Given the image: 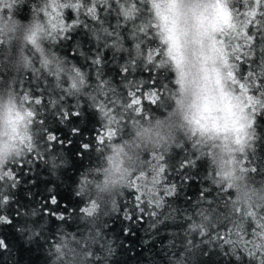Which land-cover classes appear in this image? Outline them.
<instances>
[{"label":"trees","instance_id":"1","mask_svg":"<svg viewBox=\"0 0 264 264\" xmlns=\"http://www.w3.org/2000/svg\"><path fill=\"white\" fill-rule=\"evenodd\" d=\"M133 4L135 18H125ZM230 6L239 21L247 19L245 0ZM4 15L9 19L0 23V100L13 98L34 119L30 143L23 142L20 155L0 168V218L11 221L0 219L6 245L0 246V264H264L261 16L246 29L251 41L226 38L229 51L239 45L230 57L237 80L232 87L239 93L243 83L260 101L256 113L248 109L256 119L251 138L243 151L229 154L228 167L238 178L230 188L219 175L220 141L189 138L180 127L173 73L163 63V49L155 55L160 45L147 0H15ZM57 20L65 23L53 28ZM34 27L42 29L35 46L28 42ZM42 57L60 66L59 81L44 71ZM73 67L86 75L79 93L66 90ZM142 81H155L145 95L156 104L135 103ZM157 122L167 141L146 143L138 133ZM114 147L130 171L125 184L109 182ZM162 165L149 199L148 181Z\"/></svg>","mask_w":264,"mask_h":264},{"label":"clouds","instance_id":"2","mask_svg":"<svg viewBox=\"0 0 264 264\" xmlns=\"http://www.w3.org/2000/svg\"><path fill=\"white\" fill-rule=\"evenodd\" d=\"M14 2L15 0H0V23H8L9 18L5 17L4 9L11 12ZM233 2L234 0H147L152 16L151 27L155 30L154 34L160 45V48L155 50V55H160L162 48L163 63L170 66L173 73L172 82L176 85L173 97L174 111L180 117V127L190 133L189 138L220 141L219 175L221 180L228 181L230 188L236 187L235 181L238 178L234 175V170L228 167L233 162L229 154L237 150L243 151L247 140L251 138L248 130L256 123V119L255 115L248 114V109L251 108L252 112L256 113L255 105L260 104V101L248 95L244 85L240 86L239 93L232 87L237 80L233 71L235 65L230 62V57L238 48L233 47L229 51L226 38L246 37V29L251 21L256 19L257 15L264 16L261 11L264 8V0H245L248 11L244 16L247 19L239 21L230 6ZM61 7L66 8L68 5ZM121 7L123 9V6ZM90 11L95 15L94 10ZM135 11L133 4L130 10L124 12L125 18L134 19ZM64 23V20H57L52 27H62ZM75 23L73 21V24ZM41 31L38 27L29 31L28 42L37 45ZM247 39L252 40L251 37ZM135 47L139 49V45ZM152 58L149 56L148 63L152 62ZM95 63H101L99 57ZM41 66L49 75H54L57 81L60 80L59 73L62 69L59 65L53 64L47 57H42ZM71 71L66 90L79 93L87 86L86 75L78 67H73ZM127 71V68H124L121 72L126 74ZM261 107H264V104H261ZM97 111H102V107H98ZM32 119L34 113L18 105L13 98L0 100V168L13 156L20 155L23 142L30 143L28 128ZM166 132L160 122H157L152 127L142 128L138 135L146 143L156 145L167 141ZM49 135L54 142L56 137L51 133ZM232 145L237 148H232ZM82 147L88 150L90 146L84 144ZM49 150L51 151V147ZM120 153L121 149L114 147L113 153L108 157V176L112 184H125L130 175V171L123 167ZM225 156L229 158L225 160ZM164 168L162 165L153 179L148 181V191L145 194L149 199L155 194V185L160 182L159 177ZM139 179L144 182L147 177L141 173ZM76 195L79 196V193ZM0 219L11 223L5 218ZM0 246L6 248L2 240Z\"/></svg>","mask_w":264,"mask_h":264},{"label":"snow or ice","instance_id":"3","mask_svg":"<svg viewBox=\"0 0 264 264\" xmlns=\"http://www.w3.org/2000/svg\"><path fill=\"white\" fill-rule=\"evenodd\" d=\"M264 12V11H262ZM253 21H251L252 23ZM257 26L261 29V30H264V16H261V20L259 21V23L257 24ZM248 36V33L246 32V37ZM237 47H239V45L237 44ZM151 70V69H150ZM157 74V73H156ZM241 81L244 79L243 76L240 77ZM260 84H261V88L257 89V91H260L261 89H264V77L261 78V81H260ZM145 85H147L148 87L145 88ZM241 87H243V83H241L240 85ZM155 87V81H149V83L145 84L143 81L140 83V86L138 88V91L142 94L141 95V100H137L135 101V103H141L142 100H146L148 101L149 103L151 104H156L157 101L156 99L152 98L151 96H146L145 93L148 91L149 88H154ZM167 87V84H161L160 87H159V95L161 97V100L163 99V90L166 89ZM157 95L156 92H153L152 93V96H155ZM37 103H41V100L40 99H37L36 101ZM100 133L98 132L97 135H99ZM54 139V137H53ZM134 201H135V205L138 206L139 210H140V204H139V198L137 196H134ZM52 204H55L56 201L55 200H52L51 201ZM62 218V217H61Z\"/></svg>","mask_w":264,"mask_h":264}]
</instances>
